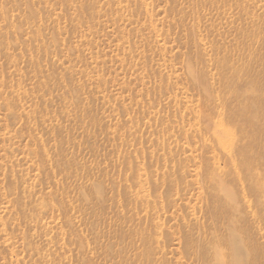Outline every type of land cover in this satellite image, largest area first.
Returning a JSON list of instances; mask_svg holds the SVG:
<instances>
[{
  "label": "rangeland",
  "instance_id": "1",
  "mask_svg": "<svg viewBox=\"0 0 264 264\" xmlns=\"http://www.w3.org/2000/svg\"><path fill=\"white\" fill-rule=\"evenodd\" d=\"M259 93L264 0H0V264H264Z\"/></svg>",
  "mask_w": 264,
  "mask_h": 264
},
{
  "label": "bare ground",
  "instance_id": "2",
  "mask_svg": "<svg viewBox=\"0 0 264 264\" xmlns=\"http://www.w3.org/2000/svg\"><path fill=\"white\" fill-rule=\"evenodd\" d=\"M233 70V69H232ZM260 84V83H259ZM251 85H253V84H251ZM250 85V86H251ZM251 91V90H250ZM258 95H260V97H256L255 98V100H257V101H261V100H263V98H264V93L262 94V93H259ZM255 106V105H254ZM254 106L252 107V108H254ZM257 109V108H256ZM255 112H256V110H255ZM220 114V113H219ZM254 115V114H253ZM256 115V114H255ZM229 117V116H228ZM229 121H230V123H232V121L229 119ZM219 129H221V130H225V133L228 135V137L229 138H226V139H231V140H229V141H231L232 143H234V140H235V138L237 137V134H238V137H239V135L242 137H244L245 139H247V140H249V145L248 146H246V148L244 149L245 151H248V149H250V146H251V144H252V142H255V144H257V143H260V140H258V138H257V140H256V138H254L253 137V134H251V133H253L251 130L249 131L248 130V128L247 127H245V126H239L238 125V128L237 129H239L238 130V132H237V134H236V129L234 130V129H232L231 127H229V126H227V125H225V123H224V121L222 120V119H220L219 120ZM233 124V123H232ZM218 134V133H217ZM215 136V135H214ZM217 136V135H216ZM215 136V137H216ZM222 136V135H221ZM219 138V137H218ZM224 138V137H223ZM220 140H222V139H220ZM222 141H225V139L224 140H222ZM226 142V141H225ZM231 142H229L230 144H231ZM222 143H224V142H222ZM222 145V144H221ZM263 145V149H264V143L262 144ZM220 146V145H219ZM231 146V145H230ZM254 146V145H253ZM252 146V147H253ZM222 147H224V146H222ZM251 147V148H252ZM229 149V148H228ZM230 149H231V147H230ZM244 150H242V149H239V151H240V157L238 158V159H236V160H233V165L235 166V168L237 167H239V165H241L242 167H247V163L244 161L245 160V158L243 159L242 157H241V155L242 156H244L243 155V153H244ZM225 151L227 152V151H229V150H227V148H225ZM231 151V150H230ZM229 151V152H230ZM228 154V153H227ZM219 155V154H218ZM229 155V154H228ZM261 161V160H260ZM240 168V167H239ZM259 169H261V168H259ZM259 172V171H258ZM221 184V183H220ZM243 185V184H242ZM221 186H222V184H221ZM244 186V185H243ZM231 188V187H230ZM220 189L221 190H224L223 189V186L222 187H220ZM243 190H244V188H243ZM226 191L227 190H224L223 191V193L225 192L226 193ZM221 192V191H220ZM235 192V191H234ZM218 194V193H217ZM221 194V193H220ZM223 195V194H222ZM221 195V196H222ZM227 196V195H226ZM225 196V197H226ZM230 195H228V197H226V200H227V202H226V204L229 206V205H232V203H233V201L232 200H230V197H229ZM222 199V198H221ZM240 207V206H239ZM230 228V227H229ZM248 231V230H247ZM247 244H248V241L246 242ZM216 249V248H215ZM219 249V248H218ZM248 251V250H247ZM222 252V251H221ZM227 252V251H226ZM225 252V253H226ZM257 252V253H256ZM256 252H255V254L257 255V256H259L260 258H263L264 257V251H263V248H257V250H256ZM224 254V253H223ZM222 254V255H223ZM217 257V256H216ZM224 257V256H223ZM219 261H217V262H219L220 264L222 263V264H224L225 262H222V261H224V260H222L221 258L219 259V258H217ZM216 259V260H217ZM221 261V262H220Z\"/></svg>",
  "mask_w": 264,
  "mask_h": 264
}]
</instances>
